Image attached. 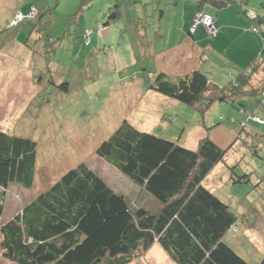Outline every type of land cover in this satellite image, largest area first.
Listing matches in <instances>:
<instances>
[{"label":"rangeland","instance_id":"1","mask_svg":"<svg viewBox=\"0 0 264 264\" xmlns=\"http://www.w3.org/2000/svg\"><path fill=\"white\" fill-rule=\"evenodd\" d=\"M235 2L239 12H245L247 25L253 18L246 13L264 14L261 0ZM189 5L197 7L195 0H0V131L38 145L34 184L31 189L8 188L0 227L79 163L132 204L157 209L156 199L137 192L127 177L94 154L127 121L138 131L190 150L206 137L227 149L223 162L203 185L238 217L237 231L230 228L222 241L249 264L260 262L264 256V106L258 104L259 98H242V106L230 98L215 101L201 113L148 89L159 72L175 79L193 68L191 53L186 57V49L181 50L184 44L170 49L182 36L180 25L188 20ZM31 9L36 11L32 20L7 28L12 10L27 14ZM112 12L116 19L109 18ZM141 19L149 25L144 38L136 36ZM97 24L104 28L100 36L95 34ZM236 27L253 36L250 28ZM85 30L93 34L85 38ZM158 32L161 38L155 35ZM245 36L249 41L244 36L221 43L206 38L205 43L214 45L210 58L195 68L219 87L231 88L240 71L234 63H243V56L257 48L250 49V37ZM249 114L263 123L247 121ZM245 121L246 127H241ZM0 264L15 263L0 253ZM128 264L174 263L154 243Z\"/></svg>","mask_w":264,"mask_h":264},{"label":"trees","instance_id":"2","mask_svg":"<svg viewBox=\"0 0 264 264\" xmlns=\"http://www.w3.org/2000/svg\"><path fill=\"white\" fill-rule=\"evenodd\" d=\"M231 4L232 0H200L189 31L201 26L206 37L214 39L216 28L212 37L201 24L192 29L193 19L201 11L207 13L204 7L218 11ZM12 12L7 28L36 16L34 9L27 14ZM18 14L22 18L13 22ZM117 17L115 12L109 15ZM141 23L136 36L144 38L149 25ZM252 29L259 34L264 23ZM103 31L97 24L95 34L100 36ZM159 33H155L158 38ZM92 34L85 30L83 35ZM25 45H29L28 39ZM208 60L203 56L198 68ZM198 68L175 79L159 72L148 89L194 106L201 113L213 102L229 98L242 106V98L257 96L258 104L264 106V59H255L238 73L231 88L209 81ZM246 120L263 123L252 114L246 115ZM247 121L241 127H246ZM37 152L35 141L0 131V216L11 185L32 188ZM226 153L227 149L207 137L190 150L123 121L94 154L127 177L137 192L156 199L158 208L149 211L132 204L79 163L0 227V253L15 264H128L157 243L174 264H249L222 241L227 230L237 231L238 217L203 185ZM258 264H264V256Z\"/></svg>","mask_w":264,"mask_h":264},{"label":"crops","instance_id":"3","mask_svg":"<svg viewBox=\"0 0 264 264\" xmlns=\"http://www.w3.org/2000/svg\"><path fill=\"white\" fill-rule=\"evenodd\" d=\"M199 1L200 0H195V4L197 5V7H193L192 5L188 6L187 11L189 13L186 15V18L188 20L184 19L182 21V25H180V30H182V33L180 35H182V36H180V39L177 41V44L175 43L176 45L170 47V49H174V48L178 47L179 43L184 44L185 47H183L181 50L186 49V57H187V54L189 52L191 53V55H189V57L193 61V64H194L193 68L198 67V61L203 56H205L206 59L208 60L210 58V55H211L210 51L212 52V48L214 47V45L212 43H210V44L205 43L207 37L205 35V31H204L203 27L198 26V27H196V29L193 32L189 31V27L191 25L193 15L199 7V5H198ZM261 1H262V6H264V0H261ZM237 2H239V1H237ZM233 3H235V5H231V6L229 5L230 7L227 6L228 8L225 7V8H227V10H225V8H223L222 10L217 11L214 8H208V12H207L206 11L207 7H204L203 9L207 13L211 14L214 18V23H215L214 25H215V28L217 29V33H216L217 35L212 40L217 41V43H221L222 40H224V39L234 40V39H237L241 36H244L245 39L247 41H249L248 38H246V36H245V35H248L250 37V41H251L250 42L251 44L249 43L250 49L251 48L255 49V47H257L256 50H253V53L251 52L252 55L243 56V59H242L243 63H241V64L234 63V67L236 69H239L240 70L239 73H240V72H243V70L246 69L247 66L252 61H254L255 59H257V58L264 59V55H263L264 54V31L259 32V34L254 33L252 31L253 27L259 28L260 24L264 23V14L257 13L256 15L252 16L251 13L250 14L246 13V15L251 16L252 18H255V17L258 18V20H257L258 22L253 20V22H251L247 25L246 21L244 20L245 16H243V13H245V12H243L241 14L239 12L240 5H238V3L235 2V0H232V4ZM184 11H185V9H184ZM252 13H254V12H252ZM226 20H229L230 22L226 23ZM259 21L262 23H259ZM227 24H229V25H227ZM236 26H242V27L250 28V32L253 34V36H251L248 33V31H239L237 29L238 27H236ZM145 36L146 35L144 34V37ZM159 37L160 38L162 37L161 33H159ZM261 45H262V48H261L262 51L259 49ZM258 52H260L263 55V57L257 56ZM162 56H163L162 54L158 55V57H160V58ZM251 56H253V58H251Z\"/></svg>","mask_w":264,"mask_h":264},{"label":"built area","instance_id":"4","mask_svg":"<svg viewBox=\"0 0 264 264\" xmlns=\"http://www.w3.org/2000/svg\"><path fill=\"white\" fill-rule=\"evenodd\" d=\"M22 16L20 14L16 15V17L14 18V21H18L19 19H21ZM197 24H201L206 28V31L209 35L214 36L216 33V29L214 27V18L212 16H210L209 14L205 13V12H199L198 14L195 15L194 19H193V26L192 29L195 28V26ZM254 32H256V29H252Z\"/></svg>","mask_w":264,"mask_h":264}]
</instances>
